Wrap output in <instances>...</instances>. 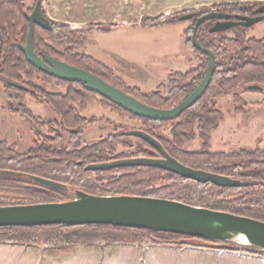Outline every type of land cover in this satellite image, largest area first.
<instances>
[{
    "label": "trees",
    "instance_id": "16d2710c",
    "mask_svg": "<svg viewBox=\"0 0 264 264\" xmlns=\"http://www.w3.org/2000/svg\"><path fill=\"white\" fill-rule=\"evenodd\" d=\"M24 0H0V79L10 111L29 119L36 126L32 146L24 153L15 144L0 139V195L12 197L13 202L0 201L1 205L60 202L70 200L77 190L95 195H140L181 201L193 206L230 212L264 221V149L214 150L209 146L210 132L224 120L217 99L232 93L237 106L246 105L244 92H264V37H248L247 27L237 26L228 30L210 28L216 20L202 23L196 39L212 50L216 59L213 77L198 101L186 108L177 118L155 120L136 115L114 104L97 91H91L78 81H68L41 71L26 59L19 44H26L29 32L28 14L34 10ZM261 4L225 3L211 10L197 13L191 27L185 32L186 43L199 56L200 63L185 72H172V88L164 95L160 88L143 91L130 86L105 63L92 55L79 52L85 44V31L72 29L67 23L51 21L52 29L34 25L35 52L44 53L68 64L88 70L108 83L119 87L140 101L157 108L170 109L184 100L202 81L209 57L193 44V27L197 17L216 11L232 15H252ZM178 16L145 17L141 25L157 27L172 23ZM94 26V25H93ZM231 31L234 36H228ZM47 85L64 87V91L47 88ZM252 86H258L252 89ZM240 88L243 90L238 91ZM26 96L48 105L56 120H43L34 115L23 103L16 102ZM90 101L120 115L138 121V128L112 123L108 136L90 144H81L79 136L97 118L80 113ZM242 113V107H236ZM40 127H46L42 132ZM141 129L158 139L166 151L183 164L245 182L241 186H222L213 182H199L172 171L153 166L117 167L109 170H86L91 163L109 162L131 157H161L160 151L141 137L129 131ZM70 133L75 138L74 147L61 144L64 137L56 131ZM166 131H168L166 133ZM199 135L202 146L189 150L186 143ZM122 149V150H119ZM39 176L60 183L66 189L58 190L36 182ZM247 182V183H246ZM219 240L198 239L189 235L132 228L110 224H50L41 226H0V243L25 244L34 247L74 249L78 246L138 245L178 246L212 249ZM263 256L259 251L244 245L234 250Z\"/></svg>",
    "mask_w": 264,
    "mask_h": 264
},
{
    "label": "rangeland",
    "instance_id": "374dc122",
    "mask_svg": "<svg viewBox=\"0 0 264 264\" xmlns=\"http://www.w3.org/2000/svg\"><path fill=\"white\" fill-rule=\"evenodd\" d=\"M34 1L24 0L29 8L33 7ZM225 3L261 4L264 0H43L42 6L50 20L64 22L72 29L85 31L86 41L79 47V52L92 55L105 63L130 86H137L148 92L156 91L161 86V93L166 95L172 88V72H185L200 63L199 56L185 41V32L193 25L194 17L186 20H180V17L190 13L197 15ZM160 15L179 18L157 27L141 25L145 17ZM245 34L248 37L263 38L264 20L248 27ZM227 35L232 37L234 33L229 31ZM46 87L56 91L65 90L64 87L53 85ZM241 90L243 88L238 91ZM232 95L230 93L217 99L216 103L224 113V120L210 132V148L225 151L257 147L264 149V92H248L250 100L243 97L246 101L244 106H237ZM16 102L25 104L34 115L43 120L58 119L48 105L30 96L16 99ZM236 107H242L243 112H236ZM80 113L97 118L95 124L86 127L79 136L81 144L94 143L108 136L114 128L112 123L125 124L129 128L140 126L138 121L120 116L97 101L88 102ZM40 128L42 132H47L46 127ZM35 130L36 126L29 119L9 110L4 82L0 79V139L15 144L17 150L24 153L33 144ZM56 133L62 134L64 140L62 143H54V146L64 144L70 149L74 147L75 138H71L68 131L57 130ZM202 142L203 139L197 135L186 143V148L199 150ZM0 201L9 203L14 200L0 195ZM120 246L122 245L113 248L78 246L74 249H51L0 243V264H92L89 258L96 264H103L112 257L113 252L121 249ZM133 246L134 251L130 256L139 264L137 260L142 258L140 255L143 246ZM105 251L108 253H104Z\"/></svg>",
    "mask_w": 264,
    "mask_h": 264
},
{
    "label": "water",
    "instance_id": "95a60500",
    "mask_svg": "<svg viewBox=\"0 0 264 264\" xmlns=\"http://www.w3.org/2000/svg\"><path fill=\"white\" fill-rule=\"evenodd\" d=\"M37 2L31 14H28L29 32L26 44H19L26 59L41 71L60 79L84 83L91 91H97L114 104L136 115L155 119L171 120L177 118L186 108L194 105L205 93L216 69L214 52L204 47L197 39L198 27L207 20H216L210 28L228 30L233 27H251L264 20V4L253 10L252 15H232L224 12H209L195 21L193 27L194 46L207 54L208 66L202 81L178 105L170 109L150 106L133 95L124 92L102 77L80 67L68 64L44 53L35 52L33 46L34 25L47 30L52 23ZM196 13L186 14L180 20L191 19ZM257 89L258 86H252ZM141 137L156 147L161 157H131L109 162L91 163L86 170H109L117 167L153 166L172 171L199 182H213L222 186H241L245 182L229 176L195 169L170 155L163 144L151 134L141 129L128 132ZM32 178L43 186L53 189H66L62 184L39 176ZM247 183V182H246ZM50 224H110L132 228H148L158 231L189 235L198 239L223 241L215 245L217 249L234 250L238 245L259 251L264 255V221L230 212L193 206L181 201L161 197L140 195H95L80 190L74 192L70 200L0 206V226H41ZM242 235L247 243L238 238Z\"/></svg>",
    "mask_w": 264,
    "mask_h": 264
},
{
    "label": "crops",
    "instance_id": "0c3cea01",
    "mask_svg": "<svg viewBox=\"0 0 264 264\" xmlns=\"http://www.w3.org/2000/svg\"><path fill=\"white\" fill-rule=\"evenodd\" d=\"M243 97L246 100H250V98H248V92H244ZM105 246L113 248L117 245ZM120 248L119 251L113 252L112 257L106 259L103 264L137 263L130 256V253L134 251L133 245H122ZM141 252L142 255L140 256L142 258H138L137 260L139 264H264V255H251L217 248L204 249L178 246H148L145 248L142 247ZM104 253L108 252L105 251ZM110 253H112V251H110ZM89 260L92 264H96L93 259L89 258Z\"/></svg>",
    "mask_w": 264,
    "mask_h": 264
},
{
    "label": "bare ground",
    "instance_id": "6f19581e",
    "mask_svg": "<svg viewBox=\"0 0 264 264\" xmlns=\"http://www.w3.org/2000/svg\"><path fill=\"white\" fill-rule=\"evenodd\" d=\"M241 242L243 243H247V240L245 239L244 236L240 235L239 238H238Z\"/></svg>",
    "mask_w": 264,
    "mask_h": 264
},
{
    "label": "built area",
    "instance_id": "2783aa9c",
    "mask_svg": "<svg viewBox=\"0 0 264 264\" xmlns=\"http://www.w3.org/2000/svg\"><path fill=\"white\" fill-rule=\"evenodd\" d=\"M263 260H264V257H263Z\"/></svg>",
    "mask_w": 264,
    "mask_h": 264
}]
</instances>
